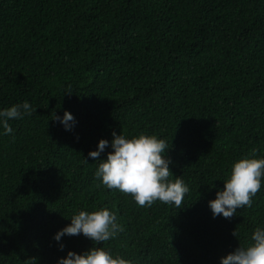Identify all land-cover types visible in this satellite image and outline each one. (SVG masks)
I'll list each match as a JSON object with an SVG mask.
<instances>
[{
	"label": "trees",
	"instance_id": "trees-1",
	"mask_svg": "<svg viewBox=\"0 0 264 264\" xmlns=\"http://www.w3.org/2000/svg\"><path fill=\"white\" fill-rule=\"evenodd\" d=\"M24 100L35 112L0 135V264L93 246L135 264H220L264 226V184L231 217L207 203L234 159L264 155V0H0V108ZM65 109L71 130L50 117ZM113 130L166 139L189 186L179 208L139 206L94 176L88 152ZM100 206L124 230L59 248L73 212Z\"/></svg>",
	"mask_w": 264,
	"mask_h": 264
},
{
	"label": "clouds",
	"instance_id": "clouds-1",
	"mask_svg": "<svg viewBox=\"0 0 264 264\" xmlns=\"http://www.w3.org/2000/svg\"><path fill=\"white\" fill-rule=\"evenodd\" d=\"M35 109L28 100L0 108V135L13 133L9 122L11 119L31 115ZM50 117L58 120L66 130H71L75 123L73 114L67 109L62 115L53 111ZM106 147H110L111 151L101 157ZM168 148L166 139L156 133L140 131L126 135L113 130L111 139H98L96 148L89 150L88 156L98 161L93 174L108 189L114 188L131 194V198L139 206L150 207L154 201L159 200L175 204L179 208L189 186L182 177L171 172L169 165L172 161L166 154ZM262 184L264 155L247 154L234 159L229 165L226 178L223 179V188H218L215 197L207 202L211 214L214 217L219 214L227 218L233 216L238 207L251 206L253 197L261 190ZM69 220L70 223L53 234V239L59 242L58 247L61 249L64 248L61 242L63 235L83 234L93 242H105L117 237L124 230L117 220L116 211L107 206L93 210L80 208L73 212ZM219 261L220 264H264V226L257 225L250 233V242L239 244L234 250L221 256ZM53 264L135 262L120 253L113 254L111 249L104 246H93L79 253L68 249Z\"/></svg>",
	"mask_w": 264,
	"mask_h": 264
}]
</instances>
